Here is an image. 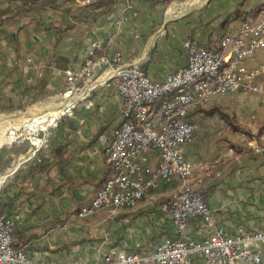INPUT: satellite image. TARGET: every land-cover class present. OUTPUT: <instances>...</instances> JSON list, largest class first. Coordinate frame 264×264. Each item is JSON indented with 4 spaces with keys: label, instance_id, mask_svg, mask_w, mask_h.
I'll return each mask as SVG.
<instances>
[{
    "label": "crops",
    "instance_id": "0c3cea01",
    "mask_svg": "<svg viewBox=\"0 0 264 264\" xmlns=\"http://www.w3.org/2000/svg\"><path fill=\"white\" fill-rule=\"evenodd\" d=\"M190 1L193 6L185 5ZM194 1L0 0V111L54 96L64 70L79 68L93 42L100 44L97 55L119 52V63H135L152 80L163 81L186 63L185 39L221 51L223 34L237 30L243 18L264 14V0ZM263 61L264 48L246 64ZM121 105L109 80L61 120L58 137L47 138L35 155L29 141L21 150L20 142L0 150V214L13 222L14 247L67 263H99L112 250L142 251L175 235L164 205L179 190L176 179L149 188L133 208L76 215L113 173L104 149L121 121ZM210 134L199 126L194 141L183 147L196 164L191 186L206 191L213 214L210 225L191 218L190 237L198 240L217 226L232 235L264 230V152L254 150L264 146V129L253 138L228 139L226 147H212ZM57 224H67V230ZM186 264L204 261L195 256Z\"/></svg>",
    "mask_w": 264,
    "mask_h": 264
},
{
    "label": "built area",
    "instance_id": "2783aa9c",
    "mask_svg": "<svg viewBox=\"0 0 264 264\" xmlns=\"http://www.w3.org/2000/svg\"><path fill=\"white\" fill-rule=\"evenodd\" d=\"M95 0H76L89 5ZM124 17L116 20L119 27ZM221 51L187 38L183 41L186 63L163 81L149 78L137 64L119 63L120 53L97 55L100 44L92 43L89 58L77 69L64 70L60 99L62 116H70L77 104L99 84L113 80L122 97L121 121L105 144V154L113 173L95 193L90 203L79 208L85 218L107 207L112 212L133 208L149 188L158 182L180 181V187L164 205L175 235L142 251L112 250L99 263L85 264H186L200 256L204 264H264V230L239 229L237 235L221 226L196 240L189 235V220L200 216L213 222L211 207L201 191L188 184L194 180L196 165L185 157L183 147L194 141L199 123L193 112L201 106L233 92L255 94L261 91L258 78L264 64L249 67L246 61L264 48V14L243 20L237 30L219 39ZM55 102V101H54ZM39 127L29 138L32 154L42 147ZM264 152V147L256 148ZM67 230V224H57ZM13 222L0 214V264H75L28 255L12 245Z\"/></svg>",
    "mask_w": 264,
    "mask_h": 264
},
{
    "label": "rangeland",
    "instance_id": "374dc122",
    "mask_svg": "<svg viewBox=\"0 0 264 264\" xmlns=\"http://www.w3.org/2000/svg\"><path fill=\"white\" fill-rule=\"evenodd\" d=\"M186 3H188L187 5H189L192 4L193 2L191 3L190 1ZM172 6L176 7L178 5H172ZM261 64H264V61ZM258 82L261 86V91L259 93L245 94L237 91L223 98L216 99L207 105L198 107L199 111H197L196 114H194V117L197 119L199 126L204 128V130L207 129L211 133L208 136V138H211L209 139L208 142L212 143L211 144L212 147L215 145L219 146L220 145L219 143H222L224 145L223 147H226L228 145L227 142L228 139L234 140V138H237L236 140L238 139L240 140V138L241 139L253 138L257 136V134L261 130L264 129V68L262 70L261 75L258 78ZM52 96L42 100V102L53 100L54 98H52ZM54 101L55 104H58L60 99H55ZM35 105L36 104L33 102L24 109L15 110V111H0V117H5L2 125H9L11 123L10 125L13 126L14 125L12 124L14 123L13 118L6 116L16 113L28 114L29 111H33L32 108ZM64 117L65 116H62L59 119H57L55 125L50 123H44L43 125H39L36 128L38 129L39 127H44L46 124H50L46 126V129L40 130L39 133L37 134L39 138H42L43 144H46L47 138L58 137L59 134L57 130L58 125ZM11 119L13 120V122ZM32 133L33 132H29L23 127L17 128L14 138L9 142L2 143L0 145V150H2L5 147L14 146L16 142H20L18 143L19 144L18 149L19 150L23 149L21 146L27 144V141L30 142L29 138L34 137ZM260 146L262 145L254 147V150L257 151L256 148ZM192 162L195 164L194 161ZM187 186H190L192 189H197L200 191L199 188L195 186H191V183L188 184Z\"/></svg>",
    "mask_w": 264,
    "mask_h": 264
},
{
    "label": "bare ground",
    "instance_id": "6f19581e",
    "mask_svg": "<svg viewBox=\"0 0 264 264\" xmlns=\"http://www.w3.org/2000/svg\"><path fill=\"white\" fill-rule=\"evenodd\" d=\"M198 2L199 1H196L195 3ZM191 5L193 6L194 3ZM60 104V102L55 104L53 100H48L46 102L36 104L32 108L33 111H29L28 114L16 113L6 116L13 118V126L10 125L11 123L9 125H2L5 117H0V145L2 143L11 141L16 134L17 128L23 127L29 132H34L39 125H43L44 123H53L55 119L62 113V109L59 108Z\"/></svg>",
    "mask_w": 264,
    "mask_h": 264
},
{
    "label": "trees",
    "instance_id": "16d2710c",
    "mask_svg": "<svg viewBox=\"0 0 264 264\" xmlns=\"http://www.w3.org/2000/svg\"><path fill=\"white\" fill-rule=\"evenodd\" d=\"M163 1H164L165 4H167V3H170V2L173 1V0H163ZM89 5H90V4H89ZM236 14H237V13L235 12V15H236ZM236 16H237V15H236ZM245 19H246V18H243V20H245ZM206 48H208V47H206ZM217 50L220 51L219 49H217ZM197 111H199V108H197V109L193 112V114L196 113ZM230 146H231L232 148H234V149L237 148L235 143H230ZM200 191L202 192L204 198L206 199V196H207L206 191H205V190H201V189H200Z\"/></svg>",
    "mask_w": 264,
    "mask_h": 264
}]
</instances>
